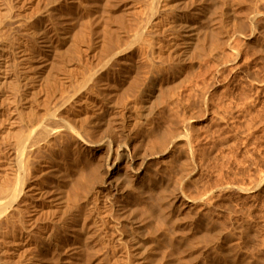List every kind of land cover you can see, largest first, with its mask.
Segmentation results:
<instances>
[{
    "label": "rangeland",
    "instance_id": "374dc122",
    "mask_svg": "<svg viewBox=\"0 0 264 264\" xmlns=\"http://www.w3.org/2000/svg\"><path fill=\"white\" fill-rule=\"evenodd\" d=\"M56 1L57 4L55 0H40L41 10L48 7L45 10H49L50 14L52 12V15H48L49 27L51 30L54 28L62 32L53 30L54 38L57 40L64 36L69 45L62 59L64 68H52L50 73H46L47 79L53 81V88L50 92L47 88L43 90L41 101L47 100L50 103V112L54 111L53 108L56 111L55 114H50L59 119L63 117L67 126H71V133L77 134L74 136L90 135L93 138H88L90 141L101 143L98 142L101 139L117 149L112 156L104 149L95 150L97 153L93 151L91 154H85L82 148L74 149V136L70 135V132L68 135L62 132L63 134L57 136L60 138L56 137L51 145L44 146L48 151L41 147L42 149H38L41 153L35 149L36 151L27 155L25 161H29L26 162L28 165L24 163V170L26 167L28 169L26 174L23 173L24 176H28V173L29 177L38 175L33 177L45 189L57 185L61 188L59 191H62L66 203L60 212L56 210V213L55 208L48 209L49 215L47 211H44L47 215H42L41 212L39 215L36 210L29 218L30 214L25 213L24 221H27L26 225L29 226L27 233L18 236L15 234L16 238L10 235L5 239L0 237V254L4 253L0 255V261L3 259L0 264H264V0H166L169 5L166 13L170 27L163 33L144 29L152 11L149 4L151 0H78L79 4H74L72 11L66 9L68 7L65 6L69 5L66 0ZM68 14L72 17H68ZM51 20H54L53 24ZM32 21L35 23L36 32L40 33L45 23L38 14ZM182 22L190 25L194 44L188 54L175 53L177 48L175 51L171 49L169 53V47L165 46L167 40L173 44L180 40L177 36L182 34L179 28ZM150 34L154 39L152 50L148 44ZM119 40L121 44L126 41L122 47L132 54L137 79L140 77V82L143 80L141 83L138 80V84L143 85V88L138 85L136 92L128 91L127 83L131 77L123 70L120 57L114 56L116 50L112 51L116 49L114 47ZM32 43L35 44L33 40ZM103 45L109 53V58L102 56ZM153 61L162 64L161 73L153 71ZM67 67L72 71L65 69ZM64 69L68 73H63ZM93 71L102 74L105 71L116 74L119 72L118 74L122 73V79L117 80V89L112 90L110 84L104 89L102 85L96 84L97 77L96 80L93 75L88 77V73ZM53 75H58L61 79ZM67 75L66 80H72L73 85L68 86L67 81H62ZM71 75H74V78H70ZM87 77L93 79L86 82ZM94 84L98 85L100 92ZM65 85L66 90L63 89ZM100 86L103 89L99 88ZM137 91L139 94L143 92L139 96ZM108 92L112 93L111 96L114 94V98L110 95L105 98ZM117 92L124 97L119 100ZM63 97L68 101H64L66 105L64 102L61 104ZM115 99H118L117 103ZM47 102L42 103L43 108L44 105L46 109L49 108L46 106ZM54 103H59L61 108H58L59 104L56 106ZM105 104L111 106L107 107ZM53 105L55 107H52ZM42 109L41 113L47 116L49 110ZM101 112L107 113H104V116ZM57 114L61 117L56 116ZM96 115L101 116L99 119L102 122L96 123L98 126L93 125L96 129L88 128L91 117ZM70 117L76 122H70ZM99 128L101 133L97 131ZM3 131L1 126L0 132ZM1 137L0 150H4L5 156L7 138L3 136V140ZM57 140L59 141L56 142ZM49 146L51 150L48 149ZM164 148H167L166 155H159ZM127 150L131 152L130 156L134 157H131L133 164L126 166L122 161ZM117 154L120 155L118 164L122 163L123 168L116 174L114 168L110 170V167L114 164ZM74 157L77 162L80 161V169L77 168L82 176L79 179L77 168L70 171L69 178L64 174L71 168ZM70 160L71 163L67 162ZM54 162H64L68 167H65V170L62 168L56 179L51 177L49 171V166L55 165ZM92 165L98 168H93L96 174L91 173ZM108 165H111L109 169ZM133 168L138 169L132 171ZM41 173L42 175H39ZM92 176L96 177V180ZM71 177L78 180L75 182ZM82 177L86 182L90 179L94 181L89 182L93 183L90 191L92 202L90 201L89 206L81 199L84 194L82 195L80 190H76L78 194L81 193L80 199L79 196L76 195L78 199H75L72 195L75 190L71 193L72 181L76 184ZM31 178L24 189L30 183H37ZM68 179H72L71 183L66 184ZM46 181L48 184L45 185ZM110 181L113 182L110 183L112 185L108 184ZM10 182L13 184L11 180ZM29 186L25 191L29 190ZM97 193L98 195H95ZM74 199L84 205L85 222L91 225L95 219L101 226H106L100 227L103 228L102 231L98 229L94 232L90 243H75L70 241L71 235L67 234L66 239L70 244L72 242L73 248L72 244L68 243L67 252L56 253L57 255L53 252L43 254V247L48 238L53 233L63 234L62 222L65 217L61 214L74 205ZM94 206L97 207L93 214L89 210L94 209ZM33 218L38 225L33 223ZM99 218L104 220L100 221ZM10 238L17 240L16 244L13 245ZM42 255H47L48 258L43 259ZM40 257L43 260H40Z\"/></svg>",
    "mask_w": 264,
    "mask_h": 264
},
{
    "label": "bare ground",
    "instance_id": "6f19581e",
    "mask_svg": "<svg viewBox=\"0 0 264 264\" xmlns=\"http://www.w3.org/2000/svg\"><path fill=\"white\" fill-rule=\"evenodd\" d=\"M68 2V6H65V7H68L66 9H71L72 11V8L74 6V4L78 3V0H66ZM104 1V0H103ZM42 2V1H41ZM54 2V1H53ZM58 3V1L55 0V3ZM84 2V1H83ZM95 2V1H94ZM107 2V1H106ZM140 2V1H139ZM43 3V2H42ZM56 3V4H57ZM55 4V5H56ZM79 4V3H78ZM98 4V3H97ZM104 4V2H103ZM108 4V3H107ZM148 4V3H147ZM150 7L152 10L151 11V14H149V19H147L146 23H145V26H144V29L146 30H149L150 31H161V33L165 32L166 30H168V28L170 27L169 26V23H168V14L166 13V10H167V7L169 6L166 2V0H151L150 1ZM148 4V5H149ZM51 5H53L51 3ZM61 5V4H59ZM67 5V4H66ZM100 5V4H98ZM44 6V5H43ZM42 6V7H43ZM86 6V5H85ZM107 6V5H105ZM56 7V6H55ZM84 7V5H83ZM95 7V6H94ZM93 7V8H94ZM44 8V7H43ZM48 7H46L45 9H47ZM45 9H42L41 10V6H40V0H0V127L3 126V129L4 131L1 133L0 132V137L2 136H6L7 140H6V158H4V153L3 151L4 150H0V237L1 238H4L7 237L8 235H10L11 237L14 236L15 237V234L18 236L19 234H25L27 233L28 231V228L29 226L26 225V222L27 221H24V214L25 213H28L30 214L29 215V218L32 214V212L34 211H38L39 215L40 212L42 213V215H44L43 213H45L44 211H47V214L49 215L50 214V208H55L54 211H58L60 212V210L63 208L64 206V196L62 194V191H59L61 188L60 187H57V183L55 184L56 186L55 187H50L49 189H45L42 185H40L37 181H35V178L33 176H38V175H32L31 177L34 178V181L37 182V183H30L28 184L29 186V190L28 191H25L26 188H28V186L24 189L23 187H25L26 183L27 182H30L28 181L30 175V173H28V176H24V174H26V170L28 169L26 167V170L25 169V165L24 163L28 162L29 160L25 161V158L27 155H29L32 151H34L35 149H37V151H39L38 149L39 148H43L44 146H48V145H51L50 143L51 142H54L53 140H56V137L61 135L60 133L62 132H66L65 134L69 133L70 135L72 134V128L71 126H67V123H65L66 121L63 120V117L60 116V114L56 115L58 117H61L62 119H59V118H56L54 115L50 114V113H53L55 111V109L53 108L52 112L51 111V107H50V103L47 102V100L43 101L44 103H48L46 104V106L48 105L49 108L47 107V109L49 110V113L47 114V116H44L42 113H41V109L43 108L42 107V101H41V93L43 92V90L45 91V88L48 89V91L50 92V90H52L53 88V81H50V79L48 80L47 77H46V73H50L49 70H51L52 68L54 69H59L61 67L64 68L62 65L63 64V56L65 55V50L68 49V42L66 40V38L64 36H62L63 38L61 39H55L54 38V35L53 34V30H51L52 28H50L49 24H48V21H49V17L48 15L50 14L49 10H45ZM50 9V8H49ZM75 9V8H74ZM73 9V11H74ZM86 9V8H85ZM90 9V8H89ZM185 9V8H183ZM45 10V11H43ZM55 11V10H54ZM69 11V12H71ZM77 12V10L75 11ZM73 12V13H75ZM93 12V11H92ZM91 12V13H92ZM169 12V11H168ZM55 13V12H54ZM67 13V12H66ZM38 14V17H40L43 21L44 24V28H42L41 32L38 33L36 32L35 30V23L32 21V18ZM97 14V13H96ZM52 15V12L51 14ZM54 15V14H53ZM151 15V16H150ZM71 16V15H70ZM69 14H68V17H70ZM183 16V15H182ZM72 17V16H71ZM73 17H74V14H73ZM94 18V16H92ZM168 17V18H167ZM185 17V16H184ZM52 18V17H51ZM54 18V16H53ZM97 18V16H96ZM36 19V18H35ZM34 19V20H35ZM39 19V18H38ZM74 19V18H73ZM146 19V18H145ZM144 19V20H145ZM185 19V18H183ZM68 20V19H67ZM66 20V21H67ZM95 20V19H94ZM141 20V19H140ZM139 20V21H140ZM36 21V20H35ZM41 21V20H40ZM54 21V20H51V22ZM71 21V20H70ZM184 21V20H183ZM38 23L40 24V22L38 21ZM43 23H41L43 25ZM69 23V22H68ZM141 23V22H140ZM166 23V25H165ZM53 24V22H52ZM69 25V24H68ZM75 25V24H74ZM52 26V25H51ZM55 26V25H54ZM52 26V27H54ZM70 26V25H69ZM68 26V27H69ZM77 26V25H76ZM216 26V25H215ZM43 27V26H42ZM190 25H188V23L186 22H182L180 25H179V28L182 30V34H179L177 37H179V41L175 44H173V42L171 41H168L167 40V47H169V50L171 53V49L172 51H175V49L177 48L178 51H175V53L177 54H183V53H186L188 54L190 48H191V45L194 44L192 43L194 40V35L191 34V31L189 29ZM57 28V27H56ZM140 28V27H139ZM192 28V26H191ZM218 28V27H217ZM142 29H143V26H142ZM141 29V30H142ZM57 31H60L58 29H55ZM54 30V31H55ZM66 30V29H65ZM140 30V31H141ZM64 31V30H63ZM70 31V30H69ZM61 32V31H60ZM59 32V33H60ZM142 32V31H141ZM140 32V33H141ZM156 32V33H157ZM58 33V32H57ZM62 33V32H61ZM72 33V32H71ZM108 34V32H106ZM144 33V32H143ZM39 34V36H38ZM66 34V33H64ZM62 35V34H61ZM67 35V34H66ZM105 35V34H104ZM145 35V34H144ZM160 35V34H159ZM162 35V34H161ZM60 36V35H58ZM57 36V37H58ZM69 37L71 35H68ZM67 36V37H68ZM73 36V35H72ZM68 37V38H69ZM107 37V36H105ZM164 37V36H163ZM172 37V36H171ZM59 38V37H58ZM103 38V37H102ZM149 40H148V44H149V47H151V50L153 48V37L149 36ZM156 38V37H155ZM73 39V38H72ZM101 39V38H100ZM32 40L35 42V44L32 43ZM70 40V38H69ZM68 40V41H69ZM163 40V39H162ZM71 41V40H70ZM106 42V40H104ZM103 41V43H104ZM120 41V40H119ZM72 42V41H71ZM70 42V43H71ZM74 43V42H72ZM102 43V44H103ZM107 43V42H106ZM108 43H110L108 41ZM120 43V44H119ZM117 44L116 49H112L113 50H116L114 51L115 55L119 56L120 57V63L123 64V70H125V73L126 74H129L128 76L131 77L129 82L127 83L128 86V91L130 92H136V90L138 89V85H140V83L143 81L141 80L140 82V77L139 79L138 78V75H137V72L136 70L134 69V60L132 58V54L130 52H126V50L122 47V44H125L126 41L124 43L121 44V41ZM158 43V42H157ZM114 44V42H113ZM113 44H110V45H113ZM161 44V43H160ZM76 45V43H75ZM74 45V47H75ZM107 45V44H106ZM159 45V44H158ZM71 46V45H70ZM115 46V44H114ZM73 47V48H74ZM109 47V45H108ZM141 47V46H140ZM70 47V49H73ZM101 48V46H100ZM105 46L103 45L102 46V56H106L109 58V53L107 52L106 49H104ZM107 48V47H106ZM160 48V47H159ZM109 50V49H108ZM111 50V49H110ZM145 51V49H144ZM101 52V51H100ZM108 53V54H107ZM112 54V55H113ZM174 54V53H173ZM111 55V56H112ZM134 55V54H133ZM137 55V54H136ZM100 56V55H99ZM139 56V55H138ZM175 56V55H174ZM101 57V56H100ZM113 57V56H112ZM111 58V57H110ZM114 58V57H113ZM117 58V57H116ZM115 58V59H116ZM135 58V56H134ZM153 58V57H152ZM156 58V57H155ZM163 58V57H162ZM184 58V57H183ZM107 59V58H106ZM151 59V58H150ZM112 60V58H111ZM118 60V58H117ZM116 60V61H117ZM169 60V59H168ZM148 61V60H147ZM103 62V61H101ZM105 62V61H104ZM141 62V61H140ZM152 62V61H151ZM167 62V61H166ZM164 61V63H166ZM119 63V62H118ZM154 63V61H153ZM102 64V63H101ZM168 64V63H167ZM68 64H66L67 66ZM151 65V64H150ZM162 64H159V63H154L152 65V68L154 69L153 71L156 72V73H161V66ZM164 66L166 64H163ZM171 65V64H170ZM169 65V66H170ZM65 66V67H66ZM148 66V65H147ZM100 67V66H99ZM146 67V66H145ZM72 68V67H71ZM140 68V67H139ZM151 68V69H152ZM68 70V67L65 68ZM63 70L62 72L65 73V71L68 73V71H72V70ZM117 69V68H116ZM150 69V67H149ZM112 70V69H111ZM165 70V69H164ZM53 71V70H52ZM55 71V70H54ZM61 70H59L60 72ZM90 71V70H89ZM95 71V70H94ZM91 72L90 74L88 73V77H92V75L95 77H97V82L96 84H100L102 85V87L105 89L106 87H108V85L110 84V86L112 87L111 89L113 90V88H115L117 86V80H121V74H116V73H113V72H107L106 71L102 74L101 72H95L94 73ZM115 71H118V70H115ZM114 71V72H115ZM147 71V70H146ZM163 71V69H162ZM58 72V71H57ZM124 72V71H122ZM151 72V71H150ZM153 72V73H154ZM71 72H69V75H70ZM86 73V74H87ZM56 74V72H55ZM58 74V73H57ZM61 74V73H60ZM73 74V72H72ZM51 75H52V72H51ZM63 75V74H61ZM66 75V74H65ZM85 75V74H84ZM146 75V74H145ZM55 77H57L56 75H53ZM74 78V75H71L70 78ZM125 76V75H124ZM127 76V75H126ZM54 77V78H55ZM59 77V76H58ZM57 77V78H58ZM65 77V76H64ZM62 78V81H67L66 78L68 77V75L65 77V78ZM87 81H89L91 78H88ZM104 77H106L104 79ZM123 77V76H122ZM51 78V77H49ZM53 78V80H54ZM60 78V77H59ZM56 79V78H55ZM61 79V78H60ZM68 79V78H67ZM86 79V78H85ZM93 79V78H92ZM91 79V80H92ZM127 79V78H126ZM149 79V78H148ZM57 80V79H56ZM55 80V81H56ZM59 80V79H58ZM96 80V78H95ZM138 80H139V84H138ZM162 80V79H161ZM62 81L60 83H62ZM70 82H68L69 84H67L68 86L73 83L72 80H69ZM76 81V80H75ZM145 81V80H144ZM83 82V81H82ZM121 82H125V81H121ZM59 83V81H58ZM93 83V81H92ZM95 83V81H94ZM146 83V82H145ZM65 84V83H64ZM120 84V83H118ZM154 84V83H153ZM63 85V84H62ZM73 85V84H71ZM88 85V84H87ZM105 85V86H103ZM126 85V84H125ZM93 86V85H92ZM97 87L96 89H98V85H95L94 84V87ZM120 86V85H119ZM122 86V85H121ZM120 86V87H121ZM143 86V85H142ZM140 87V88H143V87ZM75 87V86H73ZM123 87V86H122ZM121 87V88H122ZM66 88V85L63 86V89ZM101 88V86L99 87ZM101 88V89H103ZM139 88V89H140ZM62 89V90H63ZM74 89V88H73ZM77 89V88H76ZM110 89V87H109ZM117 89V88H115ZM66 90V89H64ZM178 90V89H177ZM70 91V90H69ZM76 91V90H75ZM97 91V90H96ZM102 91V90H101ZM105 90H103L104 92ZM107 91V90H106ZM111 92V90H109ZM120 91V89H119ZM118 91V92H119ZM141 91V89L139 90V92ZM152 91V90H151ZM48 92V93H49ZM98 92H100V90L98 89ZM117 92V95H118V99L120 100L121 98L120 97H124V96H120V94ZM139 92L137 91V94H139ZM143 92V91H142ZM141 92V94H142ZM44 93H47V92H44ZM53 93V92H52ZM65 93V92H63ZM114 93V91H113ZM71 94V93H69ZM101 94V93H100ZM103 94V93H102ZM105 94V93H104ZM107 96H105V98L108 97V95H110V97H113V95L111 96L112 93L109 94L106 93ZM105 94V95H106ZM116 94V93H115ZM139 94V96L141 95ZM150 94V93H149ZM171 94V93H170ZM50 95V93L48 94ZM59 95V94H57ZM64 95V94H63ZM159 95V94H158ZM166 95V94H165ZM173 95V94H172ZM45 96V95H44ZM47 96V95H46ZM72 96V95H71ZM144 96V95H143ZM49 97V96H48ZM55 97V96H54ZM57 97V96H56ZM55 97V98H56ZM150 97V96H149ZM44 98V97H43ZM52 98V96H51ZM65 99V97H63ZM98 98V97H97ZM114 98V97H113ZM113 98H110V99H113ZM117 98V97H115ZM174 98V97H173ZM45 99V98H44ZM47 99V97H46ZM49 99V98H48ZM62 100L61 104H63V102L65 101L66 103L68 102L66 99L65 100ZM108 99V101L110 100ZM118 99H115V102L116 100L118 101ZM130 99V98H129ZM128 99V100H129ZM153 99V98H152ZM157 99V97H156ZM171 99V98H170ZM52 100V99H51ZM132 100V99H131ZM172 100V99H171ZM57 101V100H56ZM107 101V100H106ZM159 101V99H158ZM64 102V105H66ZM114 102V103H115ZM131 102V101H130ZM92 103V102H91ZM108 103V102H107ZM112 103V106L113 104ZM117 103V102H116ZM127 103V102H126ZM52 104V103H51ZM59 104V103H58ZM57 104V105H58ZM109 104V103H108ZM167 104V102H166ZM44 105V104H43ZM54 105H56L54 103ZM52 106V107H55V106ZM56 105V106H57ZM107 106V104H105ZM111 106V104L109 105ZM107 106V107H109ZM148 106V105H147ZM42 107V108H41ZM65 107V106H64ZM102 107V106H101ZM106 107V108H107ZM135 107V106H134ZM44 108H45V105H44ZM43 108V109H44ZM58 108L60 109L61 106L60 104L58 105ZM138 108V107H137ZM145 108V107H144ZM42 109V110H43ZM46 108L44 110L48 111ZM59 109H56L57 111ZM63 109V108H62ZM99 109V108H98ZM104 109V108H103ZM109 109V108H107ZM136 109V107H135ZM141 109V108H140ZM43 110V111H44ZM67 110V109H66ZM63 111V110H62ZM106 111V110H105ZM56 112V111H55ZM54 112V114H55ZM95 112V111H94ZM98 112V111H97ZM96 112V113H97ZM108 112V111H107ZM107 112H101L102 115L104 113H107ZM92 113V112H91ZM95 113V114H96ZM100 113V115H101ZM78 114V113H77ZM99 114V113H98ZM70 115V114H69ZM79 115V114H78ZM68 116V115H67ZM105 116V114H104ZM77 117V116H76ZM79 117V116H78ZM91 117V116H90ZM65 118V117H64ZM93 118V119H92ZM101 116H92L91 117V121H89V123L87 124L88 125V128L91 129V127H93L94 124H98V122L100 121ZM103 118V117H102ZM105 118V117H104ZM68 119V118H67ZM71 119V117L69 118V120ZM78 120V119H77ZM101 120H104L105 119H101ZM108 120V119H107ZM74 121V120H73ZM72 119L70 120V122H73ZM76 122V121H74ZM102 122V121H100ZM106 123V122H104ZM187 123V122H186ZM54 124V125H52ZM96 124V126H98ZM102 124V123H101ZM124 124V123H123ZM72 125V124H71ZM105 125V124H104ZM187 125V124H186ZM185 125V126H186ZM54 126V127H53ZM74 126V125H73ZM103 126V124H102ZM79 127V126H78ZM76 128V127H75ZM85 127L83 126V129ZM94 128V127H93ZM183 128V127H182ZM79 129V128H78ZM96 129V127L94 128ZM104 129V128H103ZM106 129V128H105ZM82 130V128H81ZM85 130V129H84ZM83 130V131H84ZM88 130V129H86ZM101 129L99 128V130L97 129V131H99V133H101L100 131ZM78 131V130H77ZM80 131V130H79ZM107 132V130H105ZM105 131H102L104 133H106ZM84 133L86 134V132L84 131ZM89 133V131H88ZM87 133V134H88ZM93 133V132H92ZM63 134V133H62ZM75 134V133H74ZM74 134H72V136H74ZM80 134V133H79ZM83 134V133H82ZM68 135V134H67ZM77 135V134H75ZM81 135V134H80ZM96 135V134H95ZM64 136V135H63ZM81 135V137L79 136H74V139L73 137H71L73 140V146H74V149L76 150V148H79V149H83L85 151V154L86 152H89L90 154L95 151V150H101V149H104L105 151L108 152L109 156H112V153L116 152L114 147L110 146V144L106 143L107 141L105 142H102L103 140H99L98 142L101 141V143H96V140L92 141L93 138H91L90 135L88 136H83ZM101 136H103L101 134ZM1 137V138H2ZM4 137H3V140H4ZM181 138L183 136H180ZM5 138V139H6ZM60 138V137H57V139ZM70 138V139H71ZM92 139L91 141L88 139ZM100 138V137H99ZM175 139V138H174ZM174 139L173 142H174ZM178 139V138H177ZM170 140V141H172ZM184 140V139H183ZM59 140H57L56 142H58ZM148 141V140H147ZM168 141V140H167ZM176 141V139H175ZM2 144H3V141H1ZM66 142V141H65ZM68 142V141H67ZM95 142V143H93ZM56 144V143H55ZM54 144V145H55ZM62 144V143H61ZM66 144V143H65ZM113 144V143H111ZM170 144V143H169ZM173 144V143H172ZM4 145H5V142H4ZM3 145V147H4ZM164 145V144H163ZM168 145V144H167ZM1 146V145H0ZM53 146V145H52ZM68 146V145H67ZM153 146V145H152ZM171 146V144H170ZM2 147V146H1ZM55 149L56 146H53ZM142 147V146H141ZM145 147V146H144ZM41 148V149H42ZM51 146H49L48 149H50ZM67 148V147H66ZM121 148V147H120ZM45 149V147H44ZM54 149V150H55ZM64 149V147H63ZM47 150V148L45 149V151ZM51 150V149H50ZM49 150V151H50ZM53 150V149H52ZM53 150V151H54ZM68 151V149H66ZM70 150V149H69ZM142 150V148H141ZM152 150V149H151ZM36 151V150H35ZM41 151V150H40ZM39 151V152H40ZM48 151V150H47ZM62 151V150H61ZM104 151V153H105ZM144 151V150H143ZM42 152V151H41ZM40 152V153H41ZM70 152V151H68ZM96 152V151H95ZM103 152V151H102ZM106 152V153H107ZM118 152V151H117ZM130 152V151H129ZM128 152L127 150V153L123 154V161L122 163H124V165L127 166V164H133L132 162V159L130 156V153ZM36 153V152H35ZM46 153V152H45ZM48 154H50L49 152H47ZM46 153V154H47ZM97 153V152H96ZM157 153V152H156ZM167 153V148H164L163 150H161L158 154L161 155V156H164L166 155ZM52 154V153H51ZM50 154V155H51ZM58 154V153H57ZM72 154V153H71ZM74 154V153H73ZM82 154V152H81ZM106 154V155H108ZM145 154V153H144ZM33 155V154H32ZM38 155V154H37ZM45 155V154H44ZM43 155V156H44ZM49 155V156H50ZM65 155V153H64ZM76 155V154H75ZM115 155V153H114ZM4 156V157H3ZM56 156V154L54 155V157ZM68 156V155H67ZM71 156V155H69ZM91 156V155H90ZM93 156V155H92ZM120 156V155H119ZM119 156L118 154L116 155V159L114 160V164L111 166V165H108V169H109V166L110 167V170L111 168H114V171L116 172V174L122 170L123 166H122V163H119L118 164V161L120 160L119 159ZM148 156V154H147ZM160 156V158H161ZM37 157V156H36ZM52 157V158H54ZM134 157V156H133ZM132 157V158H133ZM151 157V154L150 156ZM50 159H52L51 157H49ZM71 158V157H70ZM76 157H74L75 159ZM85 158V157H84ZM121 158V157H120ZM49 159V160H50ZM56 159V158H54ZM58 159V158H57ZM56 159V160H57ZM60 159V158H59ZM58 159V160H59ZM65 159V158H64ZM68 159V158H66ZM72 159V158H71ZM77 159V158H76ZM75 159V161L73 162V164H71V168H68L67 165L64 164V162H59V163H55V165H51L49 166V171H50V174H51V177L56 179V177H58L60 174H61V169L63 168V170H65L66 168H68L66 170V173H64L66 175V178H69L71 176L70 174V171L73 169V168H79L80 166H78L80 163L77 162ZM88 159V157H87ZM100 159V158H99ZM119 159V160H118ZM48 160V161H49ZM69 160V159H68ZM83 160V158L81 159ZM92 160V159H91ZM102 160V159H100ZM111 160V159H109ZM118 160V161H117ZM134 160V159H133ZM47 161V163H48ZM98 161V159H97ZM104 161V160H103ZM112 161V160H111ZM50 162V161H49ZM67 162H70L71 163V160L70 161H67ZM65 162V163H67ZM113 162V161H112ZM111 162V163H112ZM88 163V162H87ZM96 163V162H95ZM146 163V162H145ZM27 164V163H26ZM69 164V163H68ZM100 164V163H99ZM105 164V163H104ZM104 164L102 166H104ZM28 165V164H27ZM46 165V164H45ZM88 165V164H86ZM91 165V164H90ZM95 165V164H93ZM91 166L92 168H90L91 173L95 172L96 174V171H93V168H96L98 169L97 167L95 166ZM107 165V164H106ZM36 166V165H35ZM38 166V165H37ZM85 166V165H84ZM101 166V165H100ZM141 168V165H139ZM46 167V166H45ZM66 167V168H65ZM89 167V166H87ZM86 167V168H87ZM131 167V165H129V168ZM65 168V169H64ZM77 168V171L75 169L76 172H79V176L77 177L78 179L82 176L80 174V171H78L79 169ZM105 168V167H104ZM103 168V169H104ZM128 168V167H127ZM42 169V168H41ZM48 169V168H46ZM88 169V168H87ZM131 169V168H130ZM137 170L136 168H133L132 171ZM95 170V169H94ZM106 170V169H105ZM109 170V171H110ZM145 170V169H144ZM32 171V170H31ZM39 171V170H38ZM74 171V172H75ZM108 171V170H107ZM29 172V171H27ZM40 172H43V171H40ZM45 172V171H44ZM47 172V170H46ZM100 172V171H98ZM24 173V174H23ZM36 174V172H34ZM62 173V174H63ZM108 173V172H107ZM137 173V172H136ZM146 173V172H145ZM21 174L23 175L21 177ZM77 174V173H75ZM101 174V173H100ZM99 174V175H100ZM141 174V173H140ZM39 175H42L39 174ZM46 175V174H45ZM72 175H74L72 173ZM93 175V174H92ZM98 175V176H99ZM107 175V174H105ZM125 175V174H124ZM47 176V175H46ZM49 178H50V175H48ZM75 176V175H74ZM77 176V175H76ZM109 176V175H108ZM93 177V176H92ZM123 177V176H122ZM126 177V176H125ZM143 177V176H142ZM31 178V179H33ZM63 178V177H62ZM72 178V177H71ZM76 178V180H78ZM95 178V179H94ZM117 178V176H116ZM120 178V176H119ZM74 179V178H72ZM70 179V181L72 180ZM84 177H82L76 184L74 183V181H72L73 184H70V186L73 188H71V193H74L73 190H80V192L82 193V197H84V199L81 197L82 200H85V205H90L91 204V196H90V191L92 190V184L89 182H94L92 181L91 179L88 180L86 182V180H83ZM94 180H96V177H93ZM123 179V178H122ZM146 179V178H145ZM10 180L13 182V184L10 182ZM39 180V179H38ZM46 180H48V178H46ZM75 180V179H74ZM75 180V182H76ZM117 180V179H116ZM32 181V180H31ZM33 181V182H34ZM41 181V180H40ZM44 181V180H43ZM53 182V180H51ZM56 181V180H55ZM59 181V180H58ZM64 181V180H62ZM68 179V181H66L68 184L71 183ZM105 181V180H104ZM113 181V179H112ZM112 181H110L108 184H110ZM8 182H10L8 184ZM51 182V183H52ZM97 182V181H96ZM95 182V183H96ZM115 182V180H114ZM63 183V182H62ZM94 183V184H95ZM105 183V182H104ZM116 183V182H115ZM117 183H119V180H117ZM43 184V183H41ZM48 184V182L46 181L45 185ZM50 184V183H49ZM53 184V183H52ZM61 184V183H60ZM65 184V183H64ZM106 184V183H105ZM104 184V185H105ZM113 184V182H112ZM110 184V185H112ZM123 184V183H122ZM51 185V184H50ZM54 185V184H53ZM52 185V186H53ZM99 185V183H98ZM96 186V185H95ZM100 186V185H99ZM102 186V185H101ZM116 186V184H115ZM120 186V185H119ZM130 186V185H129ZM128 186V187H129ZM60 188V189H59ZM67 189V186L65 187ZM95 187L93 186V189ZM116 188V187H115ZM106 189V188H105ZM113 189V188H112ZM118 189V188H117ZM95 190V189H94ZM104 190V189H103ZM119 190V189H118ZM120 190H121V187H120ZM97 192H99L98 190H96ZM102 191V190H101ZM107 191V190H106ZM113 191V190H112ZM116 191V190H115ZM93 192V191H92ZM95 192V191H94ZM80 193V194H81ZM101 193V192H100ZM103 193V192H102ZM101 193V194H102ZM105 193V192H104ZM80 194H78V191L75 192V194H72L75 196V199H80ZM79 196L78 198H76L77 196ZM95 195H98L95 194ZM28 196V197H27ZM94 196V195H93ZM23 198L24 200L21 201ZM96 198V196H95ZM74 199V205H72L70 207V209H68L66 212H63V215L61 214V216H64L65 219L63 220L62 222V229H63V234H56V233H53L50 238H48V241L46 242V240L44 242H46L47 244L43 247V254L45 252H53V253H60V252H65L66 251V248H67V245H68V240L66 239V235L68 234L70 236V241H73L75 243H83L86 241H91L93 237H91L95 231H97L98 229H100L102 231V229L100 227H105L106 225L104 224L103 226H101V224H99V222L97 220L94 219L93 223L91 225L88 224V222H85V211L84 210V205H80L82 202H78V200L76 201ZM94 199V198H93ZM97 200V199H96ZM99 200V199H98ZM102 200V199H101ZM106 200V199H105ZM81 201V200H80ZM91 201V202H90ZM20 202V203H19ZM95 202V201H94ZM98 202V201H97ZM96 202V203H97ZM107 203V202H106ZM101 204V203H100ZM116 204V203H115ZM95 205V203L93 204ZM105 205V204H104ZM98 206V205H97ZM97 206H94L95 208L94 209H91L89 210L90 213H93L94 211H96V207ZM107 206V205H106ZM117 206V205H116ZM87 207V206H85ZM99 208V207H98ZM51 209V210H52ZM102 209V208H101ZM53 211V210H52ZM53 211V212H54ZM56 211V213H57ZM99 211H102L99 209ZM49 212V213H48ZM58 212V214H59ZM121 212V210H120ZM35 213V212H34ZM37 213V212H36ZM37 213V214H38ZM52 213V212H51ZM109 213V212H108ZM46 214V213H45ZM46 214V215H47ZM54 214V213H53ZM94 214V213H93ZM45 215V216H46ZM36 217L38 215H35ZM34 216V217H35ZM56 216H59V215H56ZM101 216V214H100ZM106 216H108L106 214ZM41 217V216H40ZM93 217V215H92ZM95 217V216H94ZM93 217V218H94ZM112 217V216H111ZM39 218V217H38ZM45 218V217H44ZM48 218V216H47ZM46 218V219H47ZM51 218V217H50ZM101 218V217H100ZM99 218V219H100ZM104 218V217H102ZM35 220V218H33ZM31 219V220H33ZM41 219V218H39ZM91 219V218H90ZM31 220H29V222H31ZM50 220V219H49ZM53 220V219H51ZM57 220V218H56ZM104 219H100V221H102ZM108 220V219H107ZM35 221H33V223H35ZM49 222V221H48ZM90 222V221H89ZM92 222V220H91ZM106 222V221H105ZM104 222V223H105ZM56 223V221H55ZM102 223V222H101ZM37 224V222H36ZM54 224V223H53ZM35 225V224H34ZM38 225V224H37ZM113 225V224H112ZM36 226V225H35ZM58 226V225H57ZM110 226V225H108ZM40 227V226H39ZM59 227V226H58ZM34 228V227H33ZM36 228V227H35ZM61 228V227H60ZM59 228V229H60ZM60 229V230H62ZM91 230V231H90ZM105 230V229H104ZM106 231V230H105ZM108 231V230H107ZM118 231V230H117ZM45 232V230H44ZM43 232V233H44ZM104 232V231H103ZM32 233V232H31ZM72 233V234H70ZM105 234V233H104ZM20 235V236H21ZM29 235V234H28ZM27 235V236H28ZM36 235V233H35ZM50 235V234H49ZM107 235V233H106ZM105 235V236H106ZM16 236V237H17ZM68 236V237H69ZM94 236V235H93ZM15 237V238H16ZM22 237V236H21ZM0 238V239H1ZM14 238V239H15ZM11 239V238H10ZM18 239V238H17ZM40 239V238H39ZM45 239V238H44ZM47 239V238H46ZM13 241V239H11ZM42 240V239H41ZM100 240V239H99ZM17 241V240H15ZM13 241V245L14 243L16 244V242ZM101 241V240H100ZM99 241V242H100ZM87 242V243H88ZM102 242V241H101ZM106 242V241H105ZM90 243V242H89ZM88 243V244H89ZM11 244V242H10ZM42 244V243H40ZM70 244V243H69ZM72 244V242H71ZM70 244V245H71ZM99 244V243H98ZM43 245V244H42ZM77 245V244H76ZM22 246V245H21ZM73 244H72V248H73ZM80 246V245H79ZM69 247V246H68ZM36 248V247H35ZM42 248V247H41ZM77 248V247H75ZM74 248V249H75ZM81 248V247H79ZM89 248V246H88ZM28 249V248H27ZM26 249V250H27ZM73 249V250H74ZM103 249V247H102ZM25 250V249H24ZM34 250V249H33ZM78 250V248H77ZM77 250H74L75 252ZM1 251V250H0ZM29 251V250H28ZM27 251V252H28ZM97 251V250H96ZM67 252V251H66ZM1 253V252H0ZM42 253V252H41ZM29 254V253H28ZM34 254V253H33ZM49 254H52V253H49ZM56 254V255H57ZM0 255H4L3 254H0ZM25 255V253L23 254ZM40 255V254H39ZM54 255V254H53ZM7 256V255H6ZM5 256V257H6ZM43 256V255H42ZM1 257V256H0ZM30 257V256H29ZM39 257V256H38ZM37 257V259H38ZM43 259L44 258H48L47 255L45 257V255L42 257ZM56 258V257H55ZM8 259V258H7ZM27 259V258H26ZM41 259L40 257V260H43ZM29 260V259H28ZM56 260V259H55ZM3 262V259L1 260ZM0 261V262H1ZM25 261V260H24ZM39 261V260H38ZM47 261V260H46ZM22 262V261H20ZM31 262V261H30ZM44 262V261H42ZM23 263V262H22ZM28 264V262H27ZM34 264H36V262H34ZM39 264V263H38Z\"/></svg>",
    "mask_w": 264,
    "mask_h": 264
}]
</instances>
